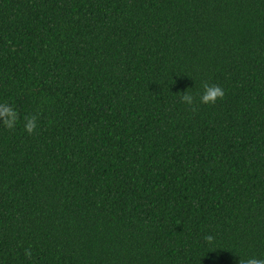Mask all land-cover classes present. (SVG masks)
<instances>
[{
  "label": "trees",
  "instance_id": "obj_1",
  "mask_svg": "<svg viewBox=\"0 0 264 264\" xmlns=\"http://www.w3.org/2000/svg\"><path fill=\"white\" fill-rule=\"evenodd\" d=\"M0 105V264L264 260V0H0Z\"/></svg>",
  "mask_w": 264,
  "mask_h": 264
},
{
  "label": "clouds",
  "instance_id": "obj_2",
  "mask_svg": "<svg viewBox=\"0 0 264 264\" xmlns=\"http://www.w3.org/2000/svg\"><path fill=\"white\" fill-rule=\"evenodd\" d=\"M224 96L223 90L215 85H204V92L201 96V103L204 104H214L218 99H222ZM183 101L191 104L193 102L192 96L188 95L187 92L182 96ZM36 118L26 117L24 128L28 133H32L36 127ZM0 121L3 122L4 126L11 129L17 123V113L11 107L7 105H0ZM210 240L211 237H208ZM239 264H264V260L256 259L255 257H250L247 260H239Z\"/></svg>",
  "mask_w": 264,
  "mask_h": 264
}]
</instances>
